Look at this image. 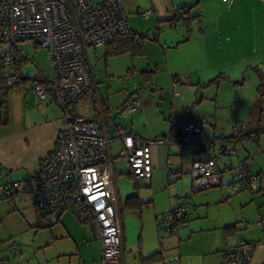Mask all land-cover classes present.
Returning a JSON list of instances; mask_svg holds the SVG:
<instances>
[{"label":"crops","instance_id":"0c3cea01","mask_svg":"<svg viewBox=\"0 0 264 264\" xmlns=\"http://www.w3.org/2000/svg\"><path fill=\"white\" fill-rule=\"evenodd\" d=\"M122 3L133 31H151L156 36V39H144L143 53L124 51L109 55L106 45H99L103 46L105 60L114 56L122 58L121 62L113 60L114 70L109 68L108 71L106 66V85L109 76L126 78L128 74L132 75V84L125 81L122 87L114 86L106 93L105 86L104 91L99 92L91 67L95 89L90 93L89 102L94 107V113L90 115L99 119L106 134L112 138L109 149L122 229L123 264H233L224 263L223 258L240 245L251 249L247 264H264V208L260 207L261 199H257V192H263L264 183L259 180L252 187L255 189L247 192L240 191L234 176L224 182V170H220L216 158L217 154L226 153L222 144L231 132L222 130L211 106L200 102L202 92L198 91L207 83L217 86L220 82L211 81L216 77V70L222 67L211 62V55L219 51L230 55L236 51L245 58L264 51V3L262 0H232L229 5L221 0H122ZM146 9L151 10L142 15L140 11ZM177 10H188L193 15L188 24L189 31L182 18L175 24L170 23ZM87 57L92 65L88 50ZM123 62L125 69L119 72L116 66ZM256 66H262V63ZM198 92L200 95L196 99ZM130 95L138 97L141 104L132 111L123 110L120 106ZM79 101L73 107L76 114H79ZM239 104L244 107L242 100ZM257 106L260 110L256 119L263 132L241 140L254 141L258 149L264 151L262 105L252 102L244 108L249 118L243 122L256 124L252 121V108ZM9 107V123L0 126V184L15 183L8 195L10 199L20 192L19 189L30 194L34 212L31 226L36 230L49 229L50 237L40 245L54 248L59 258L53 264H101L100 239L89 225L78 224L69 211L57 216L46 213L42 226L37 225L32 176L63 125L56 101L52 96L39 99L31 88L15 86L9 90ZM198 110L211 117L212 128L204 129L201 136L204 143L197 144L193 153L182 140L181 133L174 130L186 120L200 119L196 114ZM117 129L142 138L151 139L157 135L165 138L164 142L150 144L152 168L149 177L133 178L125 162L116 165L115 159L123 151L121 139L113 138ZM214 138L211 146L205 143ZM113 146L116 151L112 150ZM248 147L251 149L252 145ZM193 154L214 158L220 172L219 183L194 199L188 198L190 179L180 180L184 170L190 167ZM249 155L252 156L246 149L241 156ZM167 159L174 172L167 171ZM226 167L231 170L232 165ZM247 169L252 174H260L264 165L253 158ZM224 183L229 188H223ZM181 201L187 202L183 224L172 233L156 217ZM249 204L255 207L250 214L244 210ZM37 264L47 263L42 260Z\"/></svg>","mask_w":264,"mask_h":264},{"label":"built area","instance_id":"2783aa9c","mask_svg":"<svg viewBox=\"0 0 264 264\" xmlns=\"http://www.w3.org/2000/svg\"><path fill=\"white\" fill-rule=\"evenodd\" d=\"M227 5L232 0H221ZM264 3V0H262ZM151 9L141 11L147 15ZM177 18L178 15L174 14ZM176 23L177 20H174ZM130 29L122 0H1L0 31L4 41L15 44L32 38L43 45L50 55L53 75L49 89L39 83L29 86L40 99L51 94L62 113L63 125L54 143L32 176L34 198L38 207L53 215L68 210L82 224L91 227L102 245L101 264H123L122 229L116 208L117 197L113 184V160L109 149L110 138L98 118L73 112L74 105L89 91L95 89L87 50L109 41L117 33ZM147 34H151L148 32ZM7 53L5 60L10 61ZM23 87V86H21ZM24 88V87H23ZM140 100L127 97L121 107L132 111ZM245 124L235 125L233 133L242 131ZM206 127L202 119H189L180 124L182 140L194 153L197 144L204 143L201 135ZM113 138L123 142L118 158L130 168L133 178L151 175V143L164 142L157 135L151 139L117 129ZM172 137L170 136L169 139ZM213 144V139L207 140ZM236 142L229 139L227 150L232 152ZM249 158L233 167L235 181L240 188L254 187L260 174L247 169ZM167 171L174 172L167 159ZM194 191L217 185L220 172L212 157H197L188 169ZM0 184L3 196L11 193L12 186ZM187 202L181 201L157 215L169 232H176L183 224ZM9 249L17 252V246ZM251 249L240 245L226 253L223 262L247 264ZM2 264H9L1 259Z\"/></svg>","mask_w":264,"mask_h":264},{"label":"rangeland","instance_id":"374dc122","mask_svg":"<svg viewBox=\"0 0 264 264\" xmlns=\"http://www.w3.org/2000/svg\"><path fill=\"white\" fill-rule=\"evenodd\" d=\"M33 40L34 39L32 38H27L20 40L17 43L21 52L27 56L26 61L22 65V71L27 75L43 73L51 78L53 75V71L50 55L43 45L35 44ZM4 47L8 48L9 45H4ZM88 51L91 59V67L93 69L95 81L98 82L97 85L99 92L104 91L105 86L107 87V93L108 91H110V88L112 89L114 88V86H118L117 88L122 87L125 81L128 84L133 83L131 74H128L126 78L125 76L115 75V77L109 76L107 86L105 83L106 66H108V71L109 68L114 70L113 60L116 59L121 62L122 58L119 56H114L105 60L103 58V46H97L95 48L90 47ZM240 56V53L236 51H232L230 55H223L221 51L215 53L214 55H211V62L216 65L221 64L222 66L219 67V69H217L214 74H216V76L220 73L221 75H224L219 78L220 82H218L217 86L209 85V83H207L205 86L198 89V91L200 90L202 92L200 102L209 104L211 106V109L215 113L218 119V123L222 127V130L224 132H233L235 125H239L249 118H247L248 113L247 111L244 112V108H247L250 103L253 102L256 105H262L264 110V92L262 93V95H259L257 91V88H259L260 80L255 70L256 64L260 62L262 63V66L260 67L264 68V51L254 52L245 58H241ZM116 67H119L118 71L122 72L125 69L124 62L120 63V65H117ZM7 70L10 71L9 66H7ZM91 92L89 91L85 95V97H83V99L79 101L77 105V107L79 108V111L77 112L79 114L90 115L94 113V107L92 106V103L89 102ZM199 95L200 93L198 92L196 94V99L199 98ZM235 98H238L240 100L234 101ZM241 100L244 103V107L238 106ZM194 104L197 105L199 104V102H194ZM262 121L264 123V120ZM211 128V125L206 124L205 129ZM211 134L209 135L210 137ZM262 136L264 139V134H262ZM217 142L218 140L216 141V143ZM205 143L208 146H211V144H208L207 141H205ZM250 144L252 145L251 149L248 147V145ZM255 144L256 142L254 141L243 140L241 143L235 145V149L233 152L228 149L225 154H217V164L221 171L224 170L222 171L224 182L228 179L231 180L233 176L235 177L233 167L241 159L247 157L249 158L250 162L251 159L254 158L260 165H264V151H262V148L258 149ZM246 149L249 150L252 156H241L245 153ZM112 150L116 151V146H113ZM237 153L240 156H238ZM117 159L119 158L115 159L117 161L116 165L124 164V161L119 162ZM230 164L232 165L231 170L226 167ZM189 168L190 167H187L184 170L180 180L187 177L191 181V175L188 172ZM260 175L262 176L260 181H258L260 183H264V171ZM173 176L174 175H172L171 177ZM222 187L229 188L226 183L222 184ZM238 188L240 189V191L247 192H251V190L255 189L252 187L243 189L239 186ZM211 189L212 187L210 186L202 190L194 191L190 183L189 189H187L188 198L190 197L194 199L195 196L206 193ZM19 191L20 192H17L13 195L12 199H10L9 196H3L0 192V258L7 260L9 264H37V262L42 260H45L47 264H53L59 258L56 251H54V248L51 245H40L41 241H45L50 237L49 229L41 228L36 230L33 226H31V223L34 220V212L30 200V194L28 192H24L25 190L21 192V190L19 189ZM257 194H259L257 199H261L262 201V205L260 207L264 208V189L262 193L257 192ZM254 208V206L249 204L244 207V210L248 214H250L252 212V209ZM74 219L77 221L75 217ZM77 223L83 225L78 221ZM11 245L17 246V252H12L9 249ZM1 262L2 261L0 260V263Z\"/></svg>","mask_w":264,"mask_h":264},{"label":"trees","instance_id":"16d2710c","mask_svg":"<svg viewBox=\"0 0 264 264\" xmlns=\"http://www.w3.org/2000/svg\"><path fill=\"white\" fill-rule=\"evenodd\" d=\"M175 14H177L178 17L175 18L173 16L169 20L170 23L175 24L174 20H177L178 18L180 19L182 18V21L187 25V30L189 31L188 24L190 21L193 20L194 18L193 15H190L188 10H177ZM148 32H151V31L137 33L132 30L131 25H130V29L128 31L123 32V33H117L114 36H112V38L109 41L104 43V45H106L107 54L114 55V54H118L124 51H130L132 53H137V52L143 53L144 39H156L155 33L151 32V34L149 35L147 34ZM33 41L35 42V44H40L35 39ZM4 45H9V47L8 48L4 47ZM7 53L11 55L10 61L5 60V55ZM26 59H27V56L21 52L17 43L11 44V43L4 41L1 31H0V126L8 124L10 120V107H9L10 88L15 87V86H19V87L23 86L25 88H30L29 86H27L29 83H39L45 86L47 89H49V84H50L49 79L50 78L48 76H46L43 73L27 75L22 71V65L26 61ZM7 66L10 67V71L7 70ZM255 70L260 80L259 88H257L258 93L259 95H262V93L264 92V86H263L264 68L260 66H255ZM220 75L221 73L217 75L216 77L212 78L211 81L217 83L219 81V78L222 77V75L221 76ZM50 96L52 95L49 94V97ZM256 109L252 108V116H253L252 121H255L256 124H254V122L252 123L243 122L245 124L244 129L242 131H238L237 133L231 132L230 134L226 135V138H225L226 142L229 139H233L235 142H238L242 138L248 137L250 135L255 137V136H258L260 132H263L261 129V126L259 125L256 119V114L259 112L260 109H258V106ZM180 124L176 125L174 132L176 131V133L177 132L181 133ZM34 204H35L37 215H38L37 225L42 226L41 224L42 219L44 215L49 212L38 207V204L35 198H34ZM229 229H230V226L226 228V230H229ZM233 229L234 230L236 229L235 226Z\"/></svg>","mask_w":264,"mask_h":264},{"label":"water","instance_id":"95a60500","mask_svg":"<svg viewBox=\"0 0 264 264\" xmlns=\"http://www.w3.org/2000/svg\"><path fill=\"white\" fill-rule=\"evenodd\" d=\"M196 114H197L201 119H203V120L206 122V124H208V125H212V119H211V117H210L208 114L204 113V111H202V110H198V111H196ZM222 145H223V147L225 146V148H226V142L223 143Z\"/></svg>","mask_w":264,"mask_h":264},{"label":"clouds","instance_id":"9594fccd","mask_svg":"<svg viewBox=\"0 0 264 264\" xmlns=\"http://www.w3.org/2000/svg\"><path fill=\"white\" fill-rule=\"evenodd\" d=\"M213 141H214V139H213ZM227 149V148H226Z\"/></svg>","mask_w":264,"mask_h":264},{"label":"bare ground","instance_id":"6f19581e","mask_svg":"<svg viewBox=\"0 0 264 264\" xmlns=\"http://www.w3.org/2000/svg\"><path fill=\"white\" fill-rule=\"evenodd\" d=\"M201 119V118H200ZM203 120V119H202Z\"/></svg>","mask_w":264,"mask_h":264}]
</instances>
